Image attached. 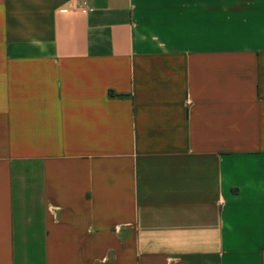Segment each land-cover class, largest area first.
Returning a JSON list of instances; mask_svg holds the SVG:
<instances>
[{
	"label": "crops",
	"instance_id": "1",
	"mask_svg": "<svg viewBox=\"0 0 264 264\" xmlns=\"http://www.w3.org/2000/svg\"><path fill=\"white\" fill-rule=\"evenodd\" d=\"M0 264H264V0H0Z\"/></svg>",
	"mask_w": 264,
	"mask_h": 264
}]
</instances>
